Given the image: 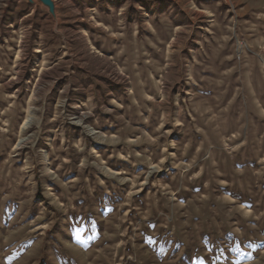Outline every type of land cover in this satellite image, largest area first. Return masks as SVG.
<instances>
[{"label":"rangeland","instance_id":"374dc122","mask_svg":"<svg viewBox=\"0 0 264 264\" xmlns=\"http://www.w3.org/2000/svg\"><path fill=\"white\" fill-rule=\"evenodd\" d=\"M0 264H264V0H0Z\"/></svg>","mask_w":264,"mask_h":264},{"label":"water","instance_id":"95a60500","mask_svg":"<svg viewBox=\"0 0 264 264\" xmlns=\"http://www.w3.org/2000/svg\"><path fill=\"white\" fill-rule=\"evenodd\" d=\"M46 1H49V0H46Z\"/></svg>","mask_w":264,"mask_h":264}]
</instances>
